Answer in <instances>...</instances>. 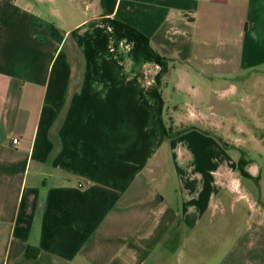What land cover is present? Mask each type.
I'll use <instances>...</instances> for the list:
<instances>
[{"label":"crops","instance_id":"1","mask_svg":"<svg viewBox=\"0 0 264 264\" xmlns=\"http://www.w3.org/2000/svg\"><path fill=\"white\" fill-rule=\"evenodd\" d=\"M220 221L264 264V0H0V264H236Z\"/></svg>","mask_w":264,"mask_h":264},{"label":"rangeland","instance_id":"2","mask_svg":"<svg viewBox=\"0 0 264 264\" xmlns=\"http://www.w3.org/2000/svg\"><path fill=\"white\" fill-rule=\"evenodd\" d=\"M166 128L169 131V129L171 128L170 124H166ZM172 129H175L174 126ZM220 225H221L222 233H219L218 238L217 236H215V240L217 239L219 240L218 246L215 247V250L217 253V254L215 253L216 260L223 259V256H226L229 250L232 249L231 246L235 241L238 242L237 247H236L237 250L232 251L233 253L232 256H236V258L234 259L233 257V259H231L230 262L231 263L235 262L236 264L237 263L243 264L245 260H249L250 257L252 258V254L246 251L244 247H241L242 245H245L244 238H241L242 231L245 228L244 222L237 221V225L234 228L233 226H231V229L229 232L231 233L230 236H228L229 233L226 231L225 221H220ZM204 247L205 249H209L211 247V238L204 241ZM204 259L205 260L207 259V253H205Z\"/></svg>","mask_w":264,"mask_h":264},{"label":"trees","instance_id":"3","mask_svg":"<svg viewBox=\"0 0 264 264\" xmlns=\"http://www.w3.org/2000/svg\"><path fill=\"white\" fill-rule=\"evenodd\" d=\"M107 22H109L110 25L113 26V27H116V28H119V29H121V30H126V31H129V32H131V33H134V34L140 35V34H138L135 30H133V29L127 27L126 25H124V24H122V23H120V22L112 21V20H107ZM141 37H142V36H141ZM142 38H143V40H144L146 46L149 48V45H148L147 39L144 38V37H142ZM149 49H150V48H149ZM150 50H151V49H150ZM151 52H152V51H151ZM152 53H153V52H152ZM153 55L155 56V58H156V60H157L158 62H160L161 64H163V61H162V59H161L159 56L155 55L154 53H153ZM164 70H165V68H164ZM151 92H152V95L155 97V99H156V101H157V125H158V129L161 131V133H162L164 136H168V134L165 133V131H164V129H163V125H162V121H161V113H162V109H163V102H162L160 96H159L154 90H151ZM240 171H241V174H242L243 176H245V177L247 176L242 170H240Z\"/></svg>","mask_w":264,"mask_h":264},{"label":"built area","instance_id":"4","mask_svg":"<svg viewBox=\"0 0 264 264\" xmlns=\"http://www.w3.org/2000/svg\"><path fill=\"white\" fill-rule=\"evenodd\" d=\"M17 143H18L17 139L14 138V139L12 140V144H13V145H16Z\"/></svg>","mask_w":264,"mask_h":264}]
</instances>
